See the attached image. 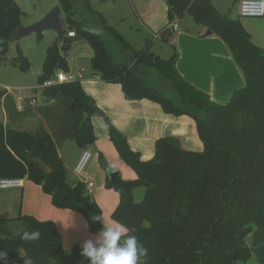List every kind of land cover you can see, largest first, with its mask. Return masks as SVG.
<instances>
[{
	"label": "trees",
	"instance_id": "obj_1",
	"mask_svg": "<svg viewBox=\"0 0 264 264\" xmlns=\"http://www.w3.org/2000/svg\"><path fill=\"white\" fill-rule=\"evenodd\" d=\"M57 1L67 29L60 42L46 49L37 77L42 101L33 104L46 127L29 131L12 126L18 108L0 87L8 121H0V179L26 177L51 196L55 207L79 212L91 232L101 230L100 221L92 220L101 216V208L84 182L71 180L58 154L65 140L80 147L95 141L91 116L100 110L79 80L42 86L58 70L68 71L67 53L83 40L93 50L90 65L100 80L120 84L128 100L146 98L167 114L190 116L203 142V150L194 151L182 147L178 138L161 137L154 156L142 160L125 135L107 121L110 141L136 174L128 180L118 174L111 180L114 170L109 171L105 186L119 195L111 218L135 230L148 248L147 264H236L252 256L264 264V49L252 42L238 18L220 14L211 0H165L168 25L189 13L223 40L241 70L244 86L227 103L218 104L178 72L174 45L169 58L151 50V39L136 49L89 0ZM22 13L15 0H0V61L8 41L16 37ZM70 31L74 36L68 35ZM167 34L168 42L172 33ZM10 62L23 72L30 69L18 45ZM31 102L23 99L21 113ZM141 187L143 196L135 201L134 190ZM33 230L41 232L39 241L21 239L24 231ZM249 235L251 244L246 241ZM0 251L7 252L0 264H23L25 254L35 264H88L81 247L64 250L53 221L29 215L0 217Z\"/></svg>",
	"mask_w": 264,
	"mask_h": 264
},
{
	"label": "crops",
	"instance_id": "obj_2",
	"mask_svg": "<svg viewBox=\"0 0 264 264\" xmlns=\"http://www.w3.org/2000/svg\"><path fill=\"white\" fill-rule=\"evenodd\" d=\"M126 1L128 9L127 11L123 9L124 12L119 6L111 10H105L102 7L92 8L101 12L107 23L135 48L145 39H151L153 47L155 41L159 39L170 46L169 58L173 52L172 45H174L178 54L176 60L178 72L190 84L205 92L212 101L225 104L235 90L244 86L243 74L233 60L227 45L220 37L212 33L206 35L207 28L197 24L189 13L174 22L177 25L174 29L171 24H167L168 6L165 0ZM239 1L211 0V3L220 14L233 19L238 18L243 28L250 34L252 42L264 49V17L240 18ZM235 4L237 5V16L231 17L228 12ZM125 25H128L127 28L131 31ZM167 31L172 33L168 42L164 40L168 35ZM56 40L57 36L51 44ZM92 55L93 50L90 45L80 40L72 44L66 57L68 71L80 81L84 92L94 99L100 110L99 113L91 116L95 141L90 145L80 147L72 140H65L59 145L58 154L71 172V180H79L86 184L87 192L101 208V216L108 224L114 221L111 214L119 202L118 193L105 186L109 171H118L120 177L125 180L135 178L136 174L120 158L110 141L107 121L125 135L130 149L138 151L142 160H149L154 156L155 142L161 137L178 138L182 147L194 151H202L203 142L198 137L196 123L190 116L167 114L160 104L146 98L128 100L120 84L100 80L90 65ZM44 58L45 54L43 61ZM2 88L12 95L18 108L17 112H13L12 126L29 131L35 130L40 125L46 127L45 122L33 107L29 106L27 112L21 113L24 108L23 99H29L30 95L14 93L10 86ZM1 101L3 102V99ZM1 108L3 118L0 121L6 124L8 122L6 113L4 108ZM85 151L90 153V158L81 173H76L75 165ZM21 181L22 184L19 187L0 189L1 218L29 215L40 221H53L66 251L75 246L82 247L85 240L93 238L99 232L90 231L81 213L55 207L51 202V196L44 193L40 185L26 177ZM142 196L143 190L141 191L140 188L134 190L135 201H139ZM236 264L258 263L252 256L249 260L239 261Z\"/></svg>",
	"mask_w": 264,
	"mask_h": 264
},
{
	"label": "rangeland",
	"instance_id": "obj_3",
	"mask_svg": "<svg viewBox=\"0 0 264 264\" xmlns=\"http://www.w3.org/2000/svg\"><path fill=\"white\" fill-rule=\"evenodd\" d=\"M22 10L21 26H27L33 22L41 19L47 14L53 7L58 5L57 0H15ZM90 5L96 8H104L105 10L114 9L119 6L122 10L128 9V3L126 0H89ZM114 11V10H113ZM124 12V10H123ZM228 14L231 17L237 16V5L230 8ZM128 26V25H127ZM125 25V27L127 28ZM124 27V30H125ZM131 31L130 28H127ZM55 33L53 31H43L40 38L37 35H28L21 38H12L8 41L7 51L5 59L0 61V87L10 86L14 93L20 95H30L29 99L34 101V105L40 104L42 97L40 95V86L37 82V76L41 72L42 61L46 48L55 40ZM145 41V40H144ZM140 44V43H139ZM136 45L137 49L143 46ZM17 45L22 50L23 54L30 62V69L26 72L19 70L17 66L10 63L17 55ZM162 58H168V54L171 52L170 46L161 40H156L154 46L151 48ZM36 96V97H34ZM0 100V119L3 118V102L1 105ZM31 105V107H35ZM140 190L144 191L141 187ZM142 198V197H141ZM141 200V199H140ZM139 200V201H140ZM252 236L249 235L246 239L247 243L251 244Z\"/></svg>",
	"mask_w": 264,
	"mask_h": 264
},
{
	"label": "clouds",
	"instance_id": "obj_4",
	"mask_svg": "<svg viewBox=\"0 0 264 264\" xmlns=\"http://www.w3.org/2000/svg\"><path fill=\"white\" fill-rule=\"evenodd\" d=\"M92 220L100 221L102 228L82 244L80 255L87 259L88 264H147L148 248L134 234L135 230L119 221L106 224L100 215L93 216ZM21 239L25 242L39 241L41 232L24 231ZM21 256L24 257L23 264H35L32 257ZM6 259L7 252L0 251V261Z\"/></svg>",
	"mask_w": 264,
	"mask_h": 264
},
{
	"label": "built area",
	"instance_id": "obj_5",
	"mask_svg": "<svg viewBox=\"0 0 264 264\" xmlns=\"http://www.w3.org/2000/svg\"><path fill=\"white\" fill-rule=\"evenodd\" d=\"M239 17H250V18H259L264 17V0H240L238 6ZM171 26L175 29L177 27L176 23H172ZM70 37L74 36V32H68ZM76 78L69 72L64 70H58L55 73V76L46 81L42 86H50L57 83H66L75 81ZM34 101L32 100L31 104L33 105ZM90 158V153L85 151L78 162L75 165L74 171L76 173H81L87 164ZM21 179H0V189H8L13 187L21 186Z\"/></svg>",
	"mask_w": 264,
	"mask_h": 264
},
{
	"label": "water",
	"instance_id": "obj_6",
	"mask_svg": "<svg viewBox=\"0 0 264 264\" xmlns=\"http://www.w3.org/2000/svg\"><path fill=\"white\" fill-rule=\"evenodd\" d=\"M66 23L62 10L59 5L53 7L47 14H45L41 19L33 22L27 26H20L15 36L21 38L28 35H37L43 31H53L56 33L57 41H61L65 36ZM211 34V30L207 29L206 35ZM118 171H114L110 174V179H114L118 175Z\"/></svg>",
	"mask_w": 264,
	"mask_h": 264
}]
</instances>
